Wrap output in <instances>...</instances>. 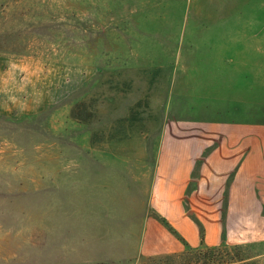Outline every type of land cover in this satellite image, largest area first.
Returning a JSON list of instances; mask_svg holds the SVG:
<instances>
[{"label":"rangeland","instance_id":"374dc122","mask_svg":"<svg viewBox=\"0 0 264 264\" xmlns=\"http://www.w3.org/2000/svg\"><path fill=\"white\" fill-rule=\"evenodd\" d=\"M0 61V264H40L41 253L48 264H77L64 262L61 244L46 242L47 229L59 235L69 204L82 210L92 189L95 177L76 161L102 154L91 147L94 128L116 101L119 111L127 103L138 114L119 119L116 127L135 129L122 135L127 146L118 154L155 155L135 131L152 129L145 94L153 83L160 89L163 76L169 101L155 129L170 119H232L258 124L252 138L264 135V0H0ZM163 62L173 66H128ZM144 134L158 142L160 133ZM139 264H264V245Z\"/></svg>","mask_w":264,"mask_h":264},{"label":"crops","instance_id":"0c3cea01","mask_svg":"<svg viewBox=\"0 0 264 264\" xmlns=\"http://www.w3.org/2000/svg\"><path fill=\"white\" fill-rule=\"evenodd\" d=\"M141 45L147 51L172 50ZM128 66L170 68L173 64ZM5 69V62L0 61V79ZM15 83L19 84L17 78ZM160 84V89L154 83L147 89L145 100L150 103L148 113L143 114L151 117L144 121L147 127L152 126L144 131L160 133L158 142L149 144L142 129H138L141 134L135 131L145 149L150 145L158 149L155 155L148 151L136 154L132 149V154H118L127 146L122 135L131 138L135 129L127 127L132 126L128 123L116 127L119 119L138 115L129 111L127 103L119 111L116 101L109 112L100 114L94 128L100 133L99 140H92L91 147L102 154L76 161L85 165L78 167L81 174L95 177L92 189L86 191L82 210L69 204L72 214L62 220L59 235L50 229L46 232V242L62 245L64 262L73 257L77 264H139L141 259L181 255L199 248L264 245V135L252 138V125L258 124L232 119H170L163 128L155 129L153 124L163 116L162 109L169 101V77L166 81L163 76ZM160 92L165 94L158 95ZM77 211L83 213L81 218ZM55 245L54 253L58 251ZM58 259L53 256L52 261ZM38 261L48 264L42 253Z\"/></svg>","mask_w":264,"mask_h":264}]
</instances>
